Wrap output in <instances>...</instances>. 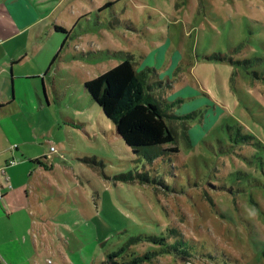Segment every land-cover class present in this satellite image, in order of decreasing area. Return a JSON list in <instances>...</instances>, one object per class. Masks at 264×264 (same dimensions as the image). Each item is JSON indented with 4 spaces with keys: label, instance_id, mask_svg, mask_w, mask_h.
<instances>
[{
    "label": "rangeland",
    "instance_id": "374dc122",
    "mask_svg": "<svg viewBox=\"0 0 264 264\" xmlns=\"http://www.w3.org/2000/svg\"><path fill=\"white\" fill-rule=\"evenodd\" d=\"M65 5L60 16L77 39L58 90L76 81L75 99L47 116L50 158L64 160L49 172L48 194L39 192L48 225L35 224L27 254L36 264H264V0ZM101 55L108 63H89ZM125 59L171 116L174 145L135 154L110 120L114 135L98 121L80 133L58 121V108L72 115L77 103L105 117L85 76ZM7 256L0 247V262Z\"/></svg>",
    "mask_w": 264,
    "mask_h": 264
},
{
    "label": "crops",
    "instance_id": "0c3cea01",
    "mask_svg": "<svg viewBox=\"0 0 264 264\" xmlns=\"http://www.w3.org/2000/svg\"><path fill=\"white\" fill-rule=\"evenodd\" d=\"M66 2L0 0V247L8 250V264H36V257L28 255L26 247L30 239H35V224L48 225L41 213L39 192L48 194L51 187L49 172L64 160L61 156L64 152L58 154V161L50 158L53 146L49 145L48 131L44 129L48 114L61 103V98L69 94L75 99L71 89L76 81L58 90L66 59L71 56L68 52L77 39L72 37L74 30L70 31L65 22L66 12L60 16L61 11L68 8ZM57 27L63 28L68 36ZM101 57L103 55L99 59L92 58L89 63H108ZM77 58L73 56L74 62L80 63ZM112 68L106 66L107 70L98 76ZM85 77L89 80H84V84L90 81L89 74ZM96 106L92 104L82 109L77 103L71 108L72 115H67L64 108H58V121L62 128L73 127L79 133L87 125L94 129L98 121L103 134L106 135L108 129L114 135L113 126L100 116ZM79 119L84 121L83 126L79 125ZM77 155H72V159ZM12 161L15 164H11ZM72 169L71 166L65 168L66 171ZM53 195L55 202L65 203L64 197ZM69 202L77 206L71 195Z\"/></svg>",
    "mask_w": 264,
    "mask_h": 264
},
{
    "label": "trees",
    "instance_id": "16d2710c",
    "mask_svg": "<svg viewBox=\"0 0 264 264\" xmlns=\"http://www.w3.org/2000/svg\"><path fill=\"white\" fill-rule=\"evenodd\" d=\"M57 30L68 36L63 28L57 27ZM148 70L152 71L151 68ZM143 77L144 73L139 72L132 61L125 59L84 84L86 91L102 109L105 119L113 122L116 134L135 154L176 142L174 127L169 123L171 116L152 98L148 89L153 90V86L146 85ZM169 151L179 152L178 149Z\"/></svg>",
    "mask_w": 264,
    "mask_h": 264
},
{
    "label": "built area",
    "instance_id": "2783aa9c",
    "mask_svg": "<svg viewBox=\"0 0 264 264\" xmlns=\"http://www.w3.org/2000/svg\"><path fill=\"white\" fill-rule=\"evenodd\" d=\"M53 152H56V149L53 147L52 149H51V153H53ZM11 164H15V162L14 161H12L11 162ZM47 264H50V262L48 263V262H46Z\"/></svg>",
    "mask_w": 264,
    "mask_h": 264
}]
</instances>
